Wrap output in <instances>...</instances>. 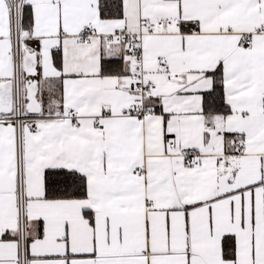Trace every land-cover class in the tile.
I'll list each match as a JSON object with an SVG mask.
<instances>
[{"label": "snow or ice", "instance_id": "snow-or-ice-1", "mask_svg": "<svg viewBox=\"0 0 264 264\" xmlns=\"http://www.w3.org/2000/svg\"><path fill=\"white\" fill-rule=\"evenodd\" d=\"M0 264H264V0H0Z\"/></svg>", "mask_w": 264, "mask_h": 264}]
</instances>
